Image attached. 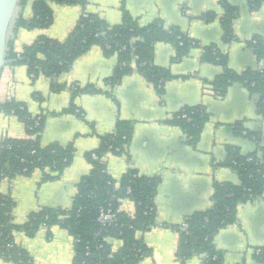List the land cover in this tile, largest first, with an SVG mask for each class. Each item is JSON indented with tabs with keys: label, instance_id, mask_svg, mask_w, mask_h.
<instances>
[{
	"label": "crops",
	"instance_id": "0c3cea01",
	"mask_svg": "<svg viewBox=\"0 0 264 264\" xmlns=\"http://www.w3.org/2000/svg\"><path fill=\"white\" fill-rule=\"evenodd\" d=\"M33 1L19 7L18 16L31 19ZM228 2L238 10L233 24L237 40L230 44L222 42L219 22L222 10L218 0H86L84 7L50 3L53 20L47 29L12 31L13 48L22 52L24 46L42 35L64 41L82 14L95 15L113 26L121 23L125 11L141 27L160 21L165 28H178L199 45L175 61V48L171 44H155L154 65L167 69L175 77L165 84L162 95L136 71L118 85L110 86L106 81L112 76L117 59L105 57L99 47L78 57L66 73L53 81L42 75L29 76L24 65L6 64L0 72V105L15 101L23 104L32 117H43L40 138L43 146L74 145L72 162L60 178L44 182L41 172H33L0 182V194L14 202L13 225L22 226L32 213L43 208H70L77 184L90 172L85 154L100 145L102 136L113 133L118 121L131 122L128 156L108 154L103 162L116 181L131 168L140 176L159 178L156 225L138 234V239L150 248L151 257L139 264H178L175 252L179 235L172 226L181 225L189 216L212 207L214 183H240L236 172L220 166L228 147L238 148L243 154L259 149L253 140L236 137L233 126L241 123L248 132L259 133L264 143V117L257 112L258 97L250 96L243 85L232 84L226 96L218 98L206 84L221 73L219 66L202 61V48L209 45L228 54L229 67L238 74L247 69L264 71V61L257 60L247 46L254 36L264 41V3L258 11H251L247 0ZM208 13L216 16L211 22L202 18ZM75 86L79 89L93 86L99 91L73 98ZM198 105L205 108L209 120L198 143L190 146L180 128L167 121L182 108ZM26 137L25 126L18 118L0 111V143L5 138ZM120 211L132 215L135 206L124 200ZM236 219L235 224L221 229L214 238L224 264H262L255 259L254 252L264 247V195L239 205ZM12 236L32 264H72L73 239L58 226L42 227L33 237L14 230ZM110 243L114 251L120 246L116 240ZM0 264L14 263L0 258ZM186 264H203V257L195 256Z\"/></svg>",
	"mask_w": 264,
	"mask_h": 264
},
{
	"label": "trees",
	"instance_id": "16d2710c",
	"mask_svg": "<svg viewBox=\"0 0 264 264\" xmlns=\"http://www.w3.org/2000/svg\"><path fill=\"white\" fill-rule=\"evenodd\" d=\"M28 0H21L24 7ZM50 3L63 6L84 7L86 0H34L32 17L29 20L21 15L16 19L13 33L18 29H47L53 20ZM264 0H247L251 11H258ZM222 10L219 19L222 29V42L230 44L237 40L233 34V24L237 18V8L228 0H218ZM206 22L213 21L212 13L202 17ZM168 43L175 48L174 60L187 56L198 43L183 34L178 28H165L160 21L141 27L137 20L123 12L122 21L110 26L92 14H82L72 32L64 41L39 36L32 44L24 46L22 52H16L10 39L7 46V64L24 65L29 76L42 75L52 81L66 73L73 62L93 47H99L105 57H116L117 65L112 76L106 81L110 86L118 85L133 71L139 73L153 86L158 95L164 92L167 82L174 79L167 69L153 63L154 46ZM255 58L264 61V41L254 36L247 42ZM202 61L217 65L221 73L206 82L218 98L226 96L232 84L243 85L250 96L258 97L257 112L264 117V71L247 69L238 74L228 64V54L222 53L214 45L202 48ZM56 91L59 90L54 84ZM93 86L72 87V97L81 93H97ZM72 108V107H71ZM5 116L18 118L25 126V139L5 138L0 143V182L16 176H29L36 170L41 172L42 181L60 178L70 166L74 145L50 144L43 146L40 138L45 119L32 117L26 107L15 101L0 105ZM185 115V118L183 117ZM209 120L205 108L201 105L184 107L167 123L177 126L183 132L190 146H195L202 130ZM238 138L253 140L258 151L243 154L238 148L228 147L227 156L220 166L236 172L239 184L214 183L212 207L204 212L195 213L182 224L172 226L179 235L175 258L178 264L202 256L203 264H224L222 253L214 246V238L221 229L236 223V210L239 205L264 195V143L259 133L248 132L241 123L233 126ZM131 122L118 121L115 130L100 138V145L85 154L90 172L77 184V193L68 209L43 208L32 213L25 224L15 226L11 223L14 202L9 196L0 194V258L14 264H32L29 256L19 248L12 236L14 230L23 231L28 237L45 227L58 226L67 231L74 241L72 264H139L151 257V250L138 239L155 226V197L159 178L140 176L135 169H128L119 180H114L107 172L103 158L108 155L128 156V147L132 139ZM96 157L94 159L93 157ZM133 202L132 215L120 211L122 201ZM102 210H111L114 222L102 226L98 222ZM116 240L120 246L114 251L110 242ZM86 247H90L92 256L86 257ZM255 259L264 264V247Z\"/></svg>",
	"mask_w": 264,
	"mask_h": 264
},
{
	"label": "water",
	"instance_id": "95a60500",
	"mask_svg": "<svg viewBox=\"0 0 264 264\" xmlns=\"http://www.w3.org/2000/svg\"><path fill=\"white\" fill-rule=\"evenodd\" d=\"M21 0H0V72L7 64L6 53Z\"/></svg>",
	"mask_w": 264,
	"mask_h": 264
},
{
	"label": "built area",
	"instance_id": "2783aa9c",
	"mask_svg": "<svg viewBox=\"0 0 264 264\" xmlns=\"http://www.w3.org/2000/svg\"><path fill=\"white\" fill-rule=\"evenodd\" d=\"M185 118V115L183 116ZM94 159H96V157L94 156L93 157ZM98 222L102 225V226H105L107 224H110L112 222H114V217H113V214L111 212V210H102L99 214V217H98ZM156 225V223H155ZM182 228L183 230H185L187 228V226L185 224H182ZM105 241L107 242H110L111 240L110 239H105ZM74 242V241H73ZM255 255H259L260 254V249H257L255 252H254ZM86 257H91L93 254L91 252V249L90 247H86Z\"/></svg>",
	"mask_w": 264,
	"mask_h": 264
},
{
	"label": "rangeland",
	"instance_id": "374dc122",
	"mask_svg": "<svg viewBox=\"0 0 264 264\" xmlns=\"http://www.w3.org/2000/svg\"><path fill=\"white\" fill-rule=\"evenodd\" d=\"M35 172H39V171L36 170Z\"/></svg>",
	"mask_w": 264,
	"mask_h": 264
}]
</instances>
